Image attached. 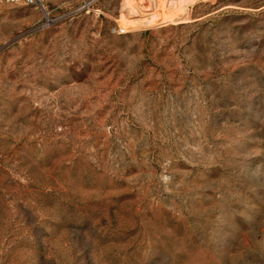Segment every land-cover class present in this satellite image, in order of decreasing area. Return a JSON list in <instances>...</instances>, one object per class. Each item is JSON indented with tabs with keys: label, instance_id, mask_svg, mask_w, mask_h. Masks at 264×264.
Masks as SVG:
<instances>
[{
	"label": "rangeland",
	"instance_id": "obj_1",
	"mask_svg": "<svg viewBox=\"0 0 264 264\" xmlns=\"http://www.w3.org/2000/svg\"><path fill=\"white\" fill-rule=\"evenodd\" d=\"M45 6L0 3V264H264V0Z\"/></svg>",
	"mask_w": 264,
	"mask_h": 264
},
{
	"label": "built area",
	"instance_id": "obj_2",
	"mask_svg": "<svg viewBox=\"0 0 264 264\" xmlns=\"http://www.w3.org/2000/svg\"><path fill=\"white\" fill-rule=\"evenodd\" d=\"M46 1L47 0H0V3L16 4V5H36L41 7L46 12ZM47 17L48 13L46 12Z\"/></svg>",
	"mask_w": 264,
	"mask_h": 264
},
{
	"label": "bare ground",
	"instance_id": "obj_3",
	"mask_svg": "<svg viewBox=\"0 0 264 264\" xmlns=\"http://www.w3.org/2000/svg\"><path fill=\"white\" fill-rule=\"evenodd\" d=\"M151 19H152V17H151ZM148 21H150V20H148ZM152 21V20H151Z\"/></svg>",
	"mask_w": 264,
	"mask_h": 264
}]
</instances>
